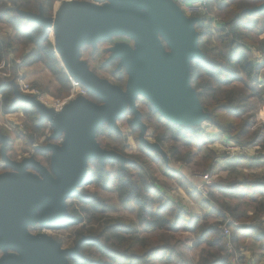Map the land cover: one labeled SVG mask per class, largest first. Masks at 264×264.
Masks as SVG:
<instances>
[{
	"label": "trees",
	"instance_id": "obj_1",
	"mask_svg": "<svg viewBox=\"0 0 264 264\" xmlns=\"http://www.w3.org/2000/svg\"><path fill=\"white\" fill-rule=\"evenodd\" d=\"M57 1L0 0V26L7 29L4 36L0 34V62L12 56L14 60L19 59L22 66L43 64L59 84L57 96L65 98L69 95L71 85L49 40L50 31L21 14L42 12L44 16L50 17ZM249 1L254 2L252 7H255L263 0H242V4L223 7L224 22L217 32L219 51L216 50L215 55H212L213 49L201 41V33L196 29L199 34L198 47L203 56L190 60V84L196 93L200 110L207 115L205 121L237 145L253 144L259 147L258 153L252 157H237V165L248 169L254 167L256 159L264 157V122L252 129L251 116L244 115V87L255 82L260 71L264 70V58L262 63L255 62L252 51V48H256L264 57V37L252 41L236 23L242 14L249 17L264 16V10L245 13L243 9ZM217 2L221 3L222 0ZM18 67L14 64L8 76H0V114L21 111L23 115V128H0L7 137V154H10L13 138H21L29 148L34 140L45 135L48 128L47 120L40 118L32 105L14 96L13 83L17 81ZM117 74V81L124 88L127 73L123 69L117 70ZM235 81L243 87L226 88ZM40 90L44 91L43 88ZM87 95L100 104L94 94L87 91ZM136 102L146 106L143 111L139 109L141 119L152 129L156 142L162 145L165 141H171V158L194 162L211 173L218 172L215 152L209 150L207 154H200L205 143L199 124L170 122L141 95H138ZM258 102L264 107L262 94H259ZM128 115L132 113L127 110L118 121L131 129L137 152L126 154V138L111 130L106 123L99 125L94 135L96 142L127 160L121 163L107 159L101 164L96 159H89L83 182L66 201L67 216L52 224L53 229L74 228V243L83 236L88 237L80 243L78 255L68 256L70 264L170 263L175 257L182 256L180 246L188 242L189 247L198 251L191 260L185 259V264L187 260L189 264H234L232 258L239 253L240 247L245 249L251 241L264 249V177H246L241 183L248 204L246 207L239 202L230 204L215 199L213 190L209 191L211 197H202L191 188L187 179L165 164L156 151L145 148L139 142L136 135L138 128L132 123L131 117L127 119ZM31 155H40L49 164L50 154L46 151L34 150ZM6 170L9 168L4 166L0 173ZM159 175L180 187L198 207L201 215L192 221L184 220L183 209L169 200L157 184ZM87 185L115 191L119 202L136 206V218L109 215L114 206L97 190H88ZM212 188L220 190L215 185ZM225 212L230 221L224 215ZM212 216H216V220L211 221ZM221 223H225L230 232L232 253L225 249L226 238L220 234L219 228ZM141 229L147 234H141ZM186 232L190 237L184 241L177 238ZM58 241L61 239L58 238ZM237 264L245 263L238 260Z\"/></svg>",
	"mask_w": 264,
	"mask_h": 264
},
{
	"label": "water",
	"instance_id": "obj_2",
	"mask_svg": "<svg viewBox=\"0 0 264 264\" xmlns=\"http://www.w3.org/2000/svg\"><path fill=\"white\" fill-rule=\"evenodd\" d=\"M99 1L65 0L53 7L50 17L42 12H21L43 29L53 30V40L49 39L64 71L100 104L78 96L55 111L21 93L13 83L14 96L47 120L52 131L48 139L55 142L34 146L50 152L48 169L32 156L20 161L8 158L7 137L0 131V156L9 168L0 173V248L7 250L0 256V264H70L68 256L79 254L80 243L87 236L63 249L44 233L29 234L24 225L34 221L35 211L44 203L47 207L38 217L41 223L67 216L66 201L83 182L89 159L101 164L107 159L127 160L101 148L94 135L103 123L116 132V121L127 110L143 133L145 125L136 108L138 95L170 122L197 125L207 118L190 85V60L202 56L194 27L197 18L186 16L174 0H104V5ZM255 10H264V0ZM112 35L136 42V53L119 45L113 49L112 57L121 56L120 66L126 67L125 90L100 79L80 60L79 47L84 41L95 44ZM144 145L155 149V144Z\"/></svg>",
	"mask_w": 264,
	"mask_h": 264
},
{
	"label": "rangeland",
	"instance_id": "obj_3",
	"mask_svg": "<svg viewBox=\"0 0 264 264\" xmlns=\"http://www.w3.org/2000/svg\"><path fill=\"white\" fill-rule=\"evenodd\" d=\"M65 0H59L57 1L54 6L57 8L59 4ZM92 1V0H87ZM206 2V10L204 13L197 15V21L194 24L195 30H199L201 33V41L205 42L207 46L211 47L213 49L212 55H215L216 50L219 51V45L217 42V32L220 28H222L223 22H224V6L225 5H239L242 4V0H222L221 3L217 2V0H205ZM263 2V1H262ZM261 2V3H262ZM107 2L104 0H101L98 2V4L104 5ZM260 3V4H261ZM259 4V5H260ZM257 5V6H259ZM53 6V7H54ZM254 2L247 3V6L244 7L245 13H248L252 10H255ZM242 18L238 19L236 21L238 27L240 28L241 32L244 33L248 38H250L252 41L260 40L264 37V16H246V14L241 15ZM196 30V31H197ZM7 29L5 26H0V34L2 36L5 35ZM261 31V32H260ZM198 33V31H197ZM49 37L52 39V33L50 32ZM199 38V34H198ZM50 40V39H49ZM122 46V47H128L133 53H136V42L134 39L126 36H119V35H112L109 38H99L95 44H91L88 41H84L82 45L79 47V54H80V60L85 62L88 69L93 72L96 76H98L100 79L105 80L109 82L110 84L116 85L120 87L122 90H125L121 87V85L117 81V70H125L126 67L120 66L122 57H112L113 55V49L116 46ZM199 48V47H198ZM254 60L257 63L263 62V56L261 55V52L258 51L256 48H252ZM201 53V52H200ZM203 56V54L201 53ZM19 60V59H18ZM8 61H11V66L9 68V72H11L12 67L14 66V59L12 56H10V59ZM20 62V61H19ZM35 64V63H34ZM19 70L18 73L21 74L23 80L31 85L32 87L38 89L39 91V97L41 98L44 105L48 108H52L53 102L59 101L62 102L69 98L65 104L78 96H84V98L88 101H91L96 104V102L91 99L87 93L83 95H77L75 97L72 96L73 92L75 91L71 85V89L69 92V95L65 98L57 96L58 94V88L59 84L56 81V79L53 77V75L50 73L48 69L44 67L42 64L34 65L33 68H31L30 71L31 75L30 77L33 78V80L25 78L23 68L24 66L19 63ZM264 70L260 71L259 78L253 82L250 86L244 87V96H246L245 107H244V115L251 116L252 120V129L261 123L264 122V107H261L259 105L258 99L259 94H262L264 97V78L263 75ZM4 77V76H3ZM69 80V77H68ZM70 82V80H69ZM35 83V85L33 84ZM126 85V83H125ZM191 85V84H190ZM192 87V86H191ZM230 87H237L242 88L243 85L239 82H232L230 85L226 86V88ZM40 88H43L44 91H41ZM81 88V87H80ZM77 87V89H80ZM254 88V90H252ZM64 104V105H65ZM136 108L139 111L141 108L142 111L146 108L143 104H138L136 102ZM140 112V111H139ZM12 116V120H6L4 123H0V128H14L15 126H22V120L23 115L21 111H18ZM141 114V112H140ZM133 119V115H128L127 119ZM15 122H19V124H15ZM140 122L145 125V130L143 133H141V129H137L136 135L138 137L139 142L145 147V143L148 145L155 144V149H151L157 152V154L160 156V158L165 162V164L169 165L170 168L181 174L187 181L190 183L191 188L199 193L202 197L209 198V191H214V198L219 199L221 201L224 200V202L235 204L236 202H239L240 205L243 207H246L248 204L245 201V196H243V186L241 183L244 181L246 177H264V157L258 158L255 160V164L253 168H243L237 165L236 159L239 156H246V157H252L256 154L258 151V148L256 145H237L234 142L228 140L227 135H221V133L213 126L210 125L206 121H202L199 123V126L203 130L202 136L204 139V145L200 152V154H207L209 150H212L216 154V165L218 172L217 173H211L207 169H204L202 167L197 166L194 162L187 163L180 160H175L170 157L169 154V147L171 144V141H165L162 145L158 144L153 136L152 129L147 125L146 122L142 121L140 118ZM188 125V124H185ZM117 126V133H120L123 135V137L126 138L127 148H125L126 154H132L136 153V143L134 141V136L132 135L131 129L128 127V125L123 124L116 121ZM20 127V126H19ZM23 128V126H22ZM3 130L1 131L2 134ZM47 130V131H46ZM45 130V135L41 136L39 139H36L32 142L31 147H27L24 145L21 138L16 137L15 139H19V141H15L13 138L11 141V151L10 154L6 155L8 158L20 161L23 157L26 156H32L35 160L39 161L43 166L49 169V164L45 163L44 158H42L40 155L33 156L31 155L34 148V144L39 147L46 145L48 143H54V140H46L49 135L52 134V131L49 128ZM110 142H112L111 139H109ZM99 144V143H98ZM99 146L105 150H110L102 147L100 144ZM146 148V147H145ZM37 150V149H36ZM45 151V150H42ZM113 151V150H111ZM46 153L50 154V152L46 151ZM258 153V152H257ZM119 154V153H118ZM121 155V154H120ZM11 156V157H10ZM2 167H4V164L1 160L0 156V171H2ZM4 172V171H3ZM207 173L211 176V184L207 186V195H203L198 191L197 185L201 183V181L197 178L198 174ZM160 188L164 191L166 196L169 198V200L174 201L177 205H179L181 208H184L185 213L193 212L190 208H194L195 205L186 195V193L178 187L172 180L164 177L163 175L158 176V183ZM222 184L223 186H220ZM215 185L220 188L219 193H217L216 188L211 189V187ZM87 189L90 191L97 190L98 193L105 199L108 200L110 204H112L114 207L110 209L109 215L111 216H121L126 217L128 219H135L136 218V206L132 203L122 204L118 201L116 192L113 190H105L93 185H87ZM220 191H225L224 193H220ZM217 195L221 196L218 197ZM190 200V201H189ZM47 207V204L44 203L42 208L37 209L34 213V221L31 223H26L24 225V229L32 235H35L37 233H44L47 236L51 237L52 239L58 241V238L61 239V241H58L59 244L63 249L65 248H72L74 247L75 243V235H74V228H68V229H53L52 224L54 222L45 221L41 223L38 219L39 215L42 213V211ZM250 211V210H249ZM224 215L227 216V220L230 221L228 213H224ZM185 217H187L185 215ZM189 218V217H188ZM216 220V216H215ZM212 221V220H211ZM234 222V221H232ZM226 223V222H225ZM221 223L219 225L220 228V234L223 235L226 238L225 241V249L227 252L232 253V242L229 240V234L224 235L222 228L226 226V224ZM141 234H147L142 229L140 230ZM190 237L187 232L181 233L178 235V239L185 240V238ZM188 245L189 242L187 243ZM181 244V252L182 256L175 257L170 263L168 262H161L159 264H185V259L191 260L193 256H197L198 249L189 247L188 245ZM250 243L246 248H248ZM245 248V249H246ZM244 248L239 249V253L235 255L232 258V261L234 264L238 263V260L241 263H245V258L243 256V250ZM7 250H3L0 248V256L3 255ZM239 257V258H237ZM241 259V260H240ZM187 260V264H189V261Z\"/></svg>",
	"mask_w": 264,
	"mask_h": 264
},
{
	"label": "built area",
	"instance_id": "obj_4",
	"mask_svg": "<svg viewBox=\"0 0 264 264\" xmlns=\"http://www.w3.org/2000/svg\"><path fill=\"white\" fill-rule=\"evenodd\" d=\"M174 2L177 4L179 9L188 17H196L197 15L204 13V11L206 10L205 0H194V1L174 0ZM19 61L20 60H15L14 64L19 66V63H21ZM10 66H11V61H8V60L1 61L0 62V76L2 77L8 76ZM69 80H70V83L73 89L75 90L72 94V96L74 95L73 97L87 93V91L75 79H73L72 77H69ZM16 85L21 93L32 95L36 97L42 104H44L41 98L39 97L38 89L26 83L23 80L21 74L19 73L17 76ZM77 87L79 88L81 87V88L78 90ZM69 98H71V96ZM69 98H67L66 100L62 102H59V101L53 102V105H52L53 109L55 111H59L64 106L65 102ZM20 128H22L21 125H20ZM34 146H36V144H34ZM197 178L201 181V183L197 185L198 191L202 193L203 195H207L208 194L207 186L211 184V176L207 173H202V174H198ZM222 231L224 235L229 234V230L225 226L222 228Z\"/></svg>",
	"mask_w": 264,
	"mask_h": 264
},
{
	"label": "crops",
	"instance_id": "obj_5",
	"mask_svg": "<svg viewBox=\"0 0 264 264\" xmlns=\"http://www.w3.org/2000/svg\"><path fill=\"white\" fill-rule=\"evenodd\" d=\"M38 63L29 65V66H24L23 68V72H24V77L33 80L32 77H30L31 75V68L34 67V65L36 66ZM41 64V63H39ZM43 65V64H42ZM15 114H0V123H4L6 122V120H12V116H14ZM15 124H19V122H15ZM20 126V125H19ZM223 135V134H221ZM15 141H19V139H15ZM220 186H223L222 184H220ZM218 187V186H217ZM224 187V186H223ZM219 188V187H218ZM225 188V187H224ZM217 193H219V190L216 189ZM224 193L225 191H220V193ZM218 197H221L219 195H217ZM190 201V200H189ZM195 206V210L194 208H190L193 212L190 213H185L184 212V208L183 209V214H182V218L186 221H192L194 219H196L197 217H199L201 215L200 210L198 209V207L196 205H192ZM248 213H251V211L248 210ZM185 215L187 217H185ZM189 217V218H188ZM211 220H215V216L211 217ZM236 223V222H233ZM237 224V223H236ZM243 256L245 258V262L246 264H264V249H261L258 247V244L255 243L254 241L250 242V245L248 248L243 249Z\"/></svg>",
	"mask_w": 264,
	"mask_h": 264
},
{
	"label": "bare ground",
	"instance_id": "obj_6",
	"mask_svg": "<svg viewBox=\"0 0 264 264\" xmlns=\"http://www.w3.org/2000/svg\"><path fill=\"white\" fill-rule=\"evenodd\" d=\"M51 33H52V40H53V30H51Z\"/></svg>",
	"mask_w": 264,
	"mask_h": 264
}]
</instances>
